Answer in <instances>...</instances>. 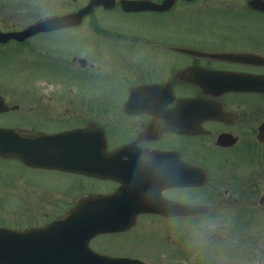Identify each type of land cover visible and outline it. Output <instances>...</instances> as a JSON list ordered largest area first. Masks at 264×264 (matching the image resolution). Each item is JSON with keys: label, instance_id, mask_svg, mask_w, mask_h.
Masks as SVG:
<instances>
[{"label": "flooded vegetation", "instance_id": "obj_1", "mask_svg": "<svg viewBox=\"0 0 264 264\" xmlns=\"http://www.w3.org/2000/svg\"><path fill=\"white\" fill-rule=\"evenodd\" d=\"M79 1L0 0V48L34 42L41 46L35 39L45 40L47 47L52 43L46 39L56 40L71 33L78 36L86 22H91L94 36L120 35L95 31L102 14H115L127 22L146 15L173 22L168 17L185 10L183 18L188 19L197 9V14L205 18V22L197 24L202 23L208 30L199 32L191 27L188 35L178 33L185 36L182 38L173 34L162 38L154 33V38L147 37L153 44L146 42L154 47L140 44L143 47L135 48H140L137 72L126 81L120 105L131 121L130 135L118 137L112 145V124L99 122L94 115L85 123L57 127L59 123L50 118V109L54 111L59 105L29 107V119L50 118L52 123L42 125L57 128L26 125L15 112L25 104L14 102L0 90V126L44 132L85 129L93 158L92 173L79 174L107 181L101 183L104 189L75 192L74 201L62 212L29 224L40 225L67 213L79 215L72 218L79 221L75 225L64 224L48 234L54 241L63 238V245L74 248L66 255L46 258L133 260L134 264H242L243 258L251 261L260 252L255 251V240L250 236L255 239L254 233L259 232L264 238V33L251 31L245 20L264 17L260 8L264 0H174L163 10L123 9L114 1L109 7L93 6L74 26L34 31L17 41L19 35L15 32L29 23L45 15L75 12L88 2ZM178 3L186 7L176 10ZM225 13L243 14V21L233 18L235 27L243 25L249 31L232 32L234 27L227 33L223 31L220 25H233ZM57 45L60 48L55 51L60 54L75 52L66 49L64 43ZM9 50L0 51V71ZM49 51L53 50H46V54ZM107 56L111 65L122 62L116 54ZM77 63L80 69L93 70L94 62L86 57H79ZM113 68L92 75L111 78ZM162 68L165 71L159 72ZM22 70L27 74L20 83L29 89L28 70ZM91 82L92 79L86 84ZM142 86L148 87L139 93L131 91ZM84 197L90 202L94 199L93 212L92 208L74 207ZM80 221L90 225L80 226ZM226 255L234 259H225ZM252 260L264 264V259Z\"/></svg>", "mask_w": 264, "mask_h": 264}, {"label": "rangeland", "instance_id": "obj_2", "mask_svg": "<svg viewBox=\"0 0 264 264\" xmlns=\"http://www.w3.org/2000/svg\"><path fill=\"white\" fill-rule=\"evenodd\" d=\"M84 1L80 0L79 3ZM196 4L200 5V2ZM176 6V10L186 7L185 3L181 5L178 3ZM184 11L181 12L184 13ZM198 11L196 9L194 11L196 13L189 15L188 19L183 18L187 15L186 13L178 12L175 13L176 16L171 14L172 16L168 18H173V22H170V19L164 21L154 16L148 17V15L139 16L127 22L124 21L126 18H119L115 14H102L95 31H109L113 35L116 33L120 35L107 37L102 33H96L94 36L91 34L93 32L91 22H86L80 28L78 36L71 33L70 35H58L60 38L56 40L46 39L52 43L51 45L47 44V47V42L43 39H35L42 47L37 46L35 42L33 45L27 43L20 46L5 45L0 49L3 51L10 49L11 52H8L4 57V68L0 71V90L3 93L6 91L7 96L12 97L14 102L20 101L23 105L25 104L15 112L21 116V120L26 125L33 123L44 127L42 123H52V119L55 118L59 123L57 127L71 126L85 123L92 118L91 115H94L97 121L109 124V126L112 124L110 144H115L118 137L123 139L127 134L130 135L132 126L120 105L126 94V81L137 72L140 48H135L140 47V44L144 47H154L148 44H153V40L147 38H154L151 36L154 33L158 34L157 37L162 38L172 34L182 38L185 36H180L178 33L188 35L192 31L191 27L206 33L207 27H202V23L197 24L205 22L203 14H197ZM242 15L241 13L239 15L225 13L224 16L229 17L233 25L226 23L220 25L225 28L222 30L227 33V29L234 27L235 30H231L232 32L249 31V28H243V25L235 27L233 18L240 22L243 21ZM248 18L245 21L250 23V29H253L251 31L264 33L263 16ZM219 21L224 23L221 17ZM160 41L164 42L163 39ZM57 43H64L66 49H72L75 52L60 54L55 51L60 48ZM48 49L53 51L46 54L45 51ZM111 54H116L122 62L117 65L109 64L110 59L107 55ZM79 57H86L94 62L93 70L91 71L90 67L80 69L77 63ZM55 59L58 61L56 62ZM46 61H52V63L46 64ZM110 67H114L113 73L109 74L111 78L97 75ZM22 69L28 70L29 89L27 86L25 89V84L20 83L24 82L21 79H24L27 74V71L23 73ZM114 70L116 71L114 72ZM161 71L165 70L162 68L159 72ZM94 72L97 74L93 76ZM90 78L92 82L88 85L86 83L91 80ZM5 80L11 81L5 82ZM81 82L84 84L81 85ZM18 85L21 87L20 89H13V87H19ZM11 90H13V96L10 94ZM81 90L85 91V94L82 95ZM43 103L59 105L54 108V111L52 108L50 109V118L52 119L42 116L39 120L29 119L30 105L34 107L33 104L41 105ZM27 119L29 123H26ZM50 127L57 128L53 125H47L44 128ZM101 183H107V181L56 169L29 168L15 157L0 159V225L23 227L30 223H39L62 212L67 205L74 201L72 196L75 192L85 188L104 189ZM254 235L255 239L250 235L248 237L255 240V251L260 254L251 258V261L247 260L248 258H243L242 264H255L252 259H264V238L260 236L259 232H255ZM198 249H202V246L198 245ZM225 259L234 258L226 255Z\"/></svg>", "mask_w": 264, "mask_h": 264}, {"label": "water", "instance_id": "obj_3", "mask_svg": "<svg viewBox=\"0 0 264 264\" xmlns=\"http://www.w3.org/2000/svg\"><path fill=\"white\" fill-rule=\"evenodd\" d=\"M125 3L122 5L125 8L129 9H145V8H164L170 4L171 0H163L161 4H156L152 0H125ZM68 18V15L65 16ZM63 18V20L65 19ZM45 21V22H44ZM47 20H40L35 24L31 25L27 30L18 32V35H21V38L24 37L27 33L34 30H44L47 27H43L44 23H47ZM47 25V24H46ZM41 28V29H40ZM19 38V37H16ZM10 135H2L0 139V154L3 156L17 155L24 163L32 165L35 162L40 160L39 158H31L29 156V149L22 147L21 139L35 138L39 140V143L42 144L44 139L46 140V135L41 133L32 132L26 133L24 135L18 136L15 135V139L9 138ZM56 136V135H54ZM62 136L58 135L53 137L51 142H56L57 137ZM39 155V153H36ZM36 155V156H38ZM45 165V164H43ZM44 228H25L22 230L12 229L8 227H0V264H47L53 261L43 260V256H46L48 253L45 250L46 248L33 239V236L39 235V231ZM46 251V252H44ZM37 257V258H33Z\"/></svg>", "mask_w": 264, "mask_h": 264}]
</instances>
